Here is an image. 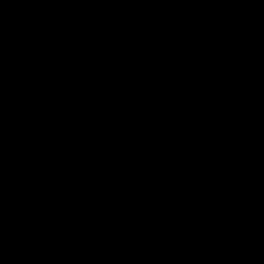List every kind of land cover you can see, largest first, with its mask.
<instances>
[{
  "label": "water",
  "instance_id": "obj_1",
  "mask_svg": "<svg viewBox=\"0 0 264 264\" xmlns=\"http://www.w3.org/2000/svg\"><path fill=\"white\" fill-rule=\"evenodd\" d=\"M0 264H264V0H0Z\"/></svg>",
  "mask_w": 264,
  "mask_h": 264
}]
</instances>
